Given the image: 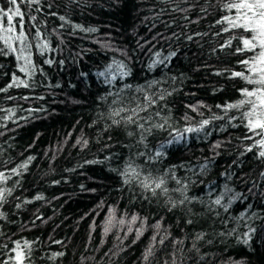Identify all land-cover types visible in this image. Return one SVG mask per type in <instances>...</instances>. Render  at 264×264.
Returning <instances> with one entry per match:
<instances>
[{"label": "trees", "instance_id": "obj_1", "mask_svg": "<svg viewBox=\"0 0 264 264\" xmlns=\"http://www.w3.org/2000/svg\"><path fill=\"white\" fill-rule=\"evenodd\" d=\"M17 2L31 65L0 42V264H264V136L226 107L258 87L233 75L259 52L223 22L238 0Z\"/></svg>", "mask_w": 264, "mask_h": 264}, {"label": "snow or ice", "instance_id": "obj_2", "mask_svg": "<svg viewBox=\"0 0 264 264\" xmlns=\"http://www.w3.org/2000/svg\"><path fill=\"white\" fill-rule=\"evenodd\" d=\"M39 3V0H20V3ZM7 3L12 5V7H8L6 10L4 8H0V21H7V26H3L0 24V42H2L6 47H8L12 53H15L17 51V47H19V50L21 52L20 56H17L18 60L24 61V64L31 65V56L29 55L25 56L24 52L26 49L31 48V44H26L27 41V35L23 31V16L24 13L21 11L19 4L17 0H7ZM226 7H229L231 9H235L237 11V15L235 19H229L228 17L224 18L223 22H227L231 28H242L245 31L251 32L252 37L251 39H243L242 38V48L237 49L238 51H255L258 47L261 49L250 61L244 60L241 61L244 65H246L250 75L245 76L242 72H235L233 73L234 76H239L242 79L248 81L251 84L258 85V87L254 88V90L249 91L248 89L243 90V95L246 97V99L239 101L236 104H229L226 107L227 108H241L245 104L249 106V111L244 113V115L248 118V128L250 131H253L256 135L264 136V0H238V2H233L229 5H226ZM15 17L19 18L20 23V32L19 34L13 35L15 32V28L13 26V20ZM31 20H35V17H30ZM63 20L64 17H61ZM243 21L242 23L240 21ZM77 27H80L77 25ZM229 29H225V31H228ZM86 31H95V29H87ZM36 36L39 37L40 33L37 30ZM41 54L45 50L48 49V43L45 41L43 44L38 45ZM4 52L3 48H0V54ZM47 63L51 64L52 61H47ZM117 65V71L121 77H124L126 75L130 74L129 71H125L126 65H124L122 62H114ZM22 67L20 70L22 72L27 73V67ZM34 69V65H32ZM112 65L108 66V74L111 75L112 79L108 80V83H111L112 80H115V75H112ZM99 76L105 77V72L98 73ZM252 75H255L257 78L252 79ZM14 84L16 86L23 85L24 87H28V84L25 83V81L20 80L17 84L14 80ZM13 85H9V87H12ZM125 87H130V85H125ZM255 99H250V98ZM148 99V98H146ZM154 102V101H153ZM133 114H136V110H132ZM116 115H119V112L116 113ZM127 120L129 122H132L133 118L132 116H128ZM115 123H118V121H114ZM209 123L208 120H204L200 126L199 129L188 127L184 129V132H198L200 131L205 125ZM139 127H143V125H139ZM159 127H163V125H159ZM259 129V132H256L255 130ZM178 136L180 138H183V133H178ZM79 143V142H78ZM85 144L87 141L84 142ZM260 145H264V139H261L258 142ZM163 147V145H162ZM250 150V149H249ZM157 157L161 155V153L157 152L155 154ZM260 156H264V151L260 152ZM122 175H133L138 176L139 174L136 173V170L131 168V165L125 170ZM3 177V173H0V178ZM150 177H144V179L141 181L142 186L145 189H151L153 193H155V189L162 188L165 181L161 178L158 182L152 181L149 182ZM128 181L125 180V183ZM154 184V187H153ZM163 191H167L166 188H163ZM227 194V190L226 193ZM4 192L0 190V199H3ZM223 196L218 197L215 199L214 203L216 205L222 204ZM183 203V201H181ZM227 210V208H225ZM243 215V214H242ZM133 220H136L137 217H133ZM255 229L249 228V232L245 233L246 239L243 240L245 244L248 243L249 239H251V233H254ZM19 247V245H17ZM147 258V257H145ZM16 260L20 262V264H23V254L17 253Z\"/></svg>", "mask_w": 264, "mask_h": 264}, {"label": "rangeland", "instance_id": "obj_3", "mask_svg": "<svg viewBox=\"0 0 264 264\" xmlns=\"http://www.w3.org/2000/svg\"><path fill=\"white\" fill-rule=\"evenodd\" d=\"M258 50L260 51L261 49L258 47ZM151 159H152V160H150V161L152 162V161H156V160H158L159 158H158V157H157V158H153V157H152Z\"/></svg>", "mask_w": 264, "mask_h": 264}]
</instances>
